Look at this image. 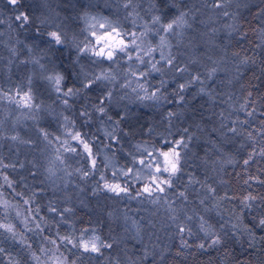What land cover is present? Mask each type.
Masks as SVG:
<instances>
[{
  "label": "snow or ice",
  "instance_id": "1",
  "mask_svg": "<svg viewBox=\"0 0 264 264\" xmlns=\"http://www.w3.org/2000/svg\"><path fill=\"white\" fill-rule=\"evenodd\" d=\"M232 2L233 0H205V6L215 16L227 17L232 21L223 26L230 34L232 32L243 34L236 23V15L228 11ZM7 4L15 9L14 15L9 17V20L15 23L17 29L28 30L34 32L38 37L45 36L47 38V50L41 51L39 54L34 52V47L25 45L31 57L22 63H31L37 67L42 78L56 93L57 99L67 108L72 107L70 101L73 99L86 97L93 88L102 85L105 89L104 93L97 97L94 103L87 106L82 105L78 111V116L81 118L82 125L90 124L93 114H96L98 117L104 118L101 120V124L106 120L114 126L112 131L101 129L104 131V139L112 142L108 144L104 143V140L98 135L94 136L81 131L76 127L75 121L70 120L69 117H64L65 130L63 135L66 139L61 140L59 136L54 137L60 147L53 148L54 157L49 161V166L45 168L49 178L56 177L58 172H63L64 177L76 174L82 180L94 179L99 174V179L96 180L92 189L93 195L104 192L110 193L116 198L127 197L135 200L144 197L152 204L163 202L169 212V219L176 225L181 247L191 246L185 237L193 235L192 228L187 223L193 219V216L188 215V209L184 205L189 202V189L196 191L198 186L200 191L197 193V198L198 204L201 206L206 205V201H212L213 207L219 209L221 202L238 201V204L234 205L231 210V216L225 223L221 224L219 231L203 216L195 214L199 220L198 229L203 233L204 239V242L199 243L198 247L204 249L206 245L211 247L221 245L225 242L228 231L246 236L250 246L256 244L255 230L257 228L264 230V195L245 191L243 195L235 196L225 191L224 195L220 196L217 187L213 186L217 181L214 180L213 183H209L208 180L211 177L201 181L194 174L186 173L185 167L191 151L190 145L197 139L196 133L187 127L183 128L181 134L174 139L161 136L159 145H153L151 149L137 145L136 150L140 153V157L130 153V166H122L111 171V179L104 174L109 168L107 163L102 164L103 170L97 167V158L101 153L99 145L103 144V147L109 150L114 145H119L120 138L116 133L124 117L114 119L108 114V105L114 100V90H122L123 94L119 97L121 100L134 94L136 101L171 102L167 94L168 81L164 79V76L172 74L173 79L179 78V81H182L176 83L172 93V98L178 103L185 102L186 93L194 85H199L198 94L206 95L213 103L218 99L220 94L209 87V82L214 80L218 72L223 71L220 66L223 60H214L211 55H208L207 60L210 63L202 65L203 71L192 70L190 65L201 63L199 59L190 58L184 62L172 51L174 47L184 44L185 31L192 28L191 21L194 16L191 10H178V14L167 22H163L160 15H155L150 18V23L145 21L137 25L139 13L136 0H122L121 7L125 10V19L131 18L132 29H125L119 21H113L107 17L90 16L85 12L82 19H84L87 27L81 30L80 35H83L81 39L80 35L70 33L69 30L60 24H55L49 18L34 17L24 10V0H7ZM88 7H92V5L89 4ZM37 22L40 26L45 27L37 26ZM5 23V20L0 19V24ZM49 24H52V30L47 27ZM8 26L11 27L12 25L9 24ZM136 28L139 30H133ZM217 31L218 29L213 28L210 32L201 35L208 37V42L220 48L221 46L215 45L212 39ZM260 32L264 35V29H261ZM150 38H156L158 42L153 45ZM173 39L176 40L175 45L172 43ZM258 47L264 48V39ZM53 49L60 56H63L61 49L75 50V57L70 64V68L74 72L71 84L68 83L69 75L60 70L53 60L48 59L47 63H42L47 57L48 51ZM9 50L13 57L18 55L16 48L11 47ZM221 52L225 56L227 55L226 49L221 48ZM157 53H159L158 58ZM231 59L236 66L237 73H239L240 66L256 63L252 56L242 55L239 51L231 53ZM121 63H123V67H121ZM103 64H108V68L101 69L99 72L92 67L93 65L100 67ZM153 74H159L161 77L158 85L151 83ZM0 101H7L20 109H27L29 113L38 112L42 106V102L38 101L33 91L31 76L26 82H22L14 88L7 90L0 88ZM256 103L255 99L252 98V93L249 92L243 98V103L235 109L236 112H243L246 118L240 119L239 116H236L233 119L232 112L227 115L221 112L219 127L212 129V132L219 134L222 142L239 137L242 140L239 145L240 149H250L247 151V158L242 160L245 170L257 158L264 159V120H260L256 126H253L252 123L257 115ZM89 107L92 109L91 112L88 111ZM177 116L178 113L176 112H167L165 119L168 121L169 127L172 125L173 118ZM196 127L202 131L200 125ZM148 131L153 132L154 130L149 128ZM41 135L49 146L53 144V140L49 139L47 132L41 130ZM171 135L170 132L169 136ZM10 139L24 144L31 143L20 139L18 135H13ZM209 143L212 150L220 153L221 156L224 155L222 148L217 143L214 141H209ZM210 155V152L206 153V157L203 158L205 165L208 164ZM78 157L84 158L87 167H77L74 172L68 171L67 159ZM219 163H221L220 160L213 161V164ZM227 163H239V161L229 157ZM9 168L15 169V165L4 163L3 159H0V177L3 180L0 187H6L15 196L21 197L23 194L15 192L14 181L6 174V170ZM185 176L187 177L186 183H184ZM250 181H256L264 186V180H260L256 176H249L243 180V183L250 187ZM218 183L223 185L226 181L220 179ZM180 185H183V190H180ZM132 192H135V195H130ZM36 195L37 193L33 192L29 198L23 200V203L28 206L27 211L34 214L25 217L21 232H17L15 227L7 222V216H5L4 222H0V236L18 242L25 249L32 248L29 240L30 233L42 238V246L38 247L36 251H29L28 253L31 264H76V260L85 254L103 256V250L113 248L115 241L109 242L103 239L93 227L82 228L79 230V234H76L75 230L71 228L66 235H60L59 231L53 233L49 224L44 221L43 217L39 216V207L32 208L31 206ZM177 201L181 203L177 204ZM8 207L7 200L0 205V208L3 209ZM48 211L53 214V220L60 224L67 223L65 214L72 210L69 208L60 209L50 203ZM247 212L253 213L252 220L254 223L251 226L242 223ZM181 216H183L184 222H181ZM221 218L223 219V217ZM46 230L49 233L47 235L45 234ZM259 239L264 240V236L259 237ZM65 253L74 258L69 260V256ZM4 255H6V250L0 247V256ZM153 255L152 251L145 250L142 259L146 260ZM126 260L128 264H136L131 258H126ZM8 264H19V261H15L9 256ZM114 264H119V260H116Z\"/></svg>",
  "mask_w": 264,
  "mask_h": 264
},
{
  "label": "rangeland",
  "instance_id": "2",
  "mask_svg": "<svg viewBox=\"0 0 264 264\" xmlns=\"http://www.w3.org/2000/svg\"><path fill=\"white\" fill-rule=\"evenodd\" d=\"M157 1L158 0H136L138 4L137 11L139 13L137 25L145 21L150 23V18L155 15H160L162 21L167 22L178 14V10H191L194 16V19L191 21L192 28L185 31L184 44L179 47H174L172 51L184 62H187L190 58L199 59L201 63L190 65L192 70L199 69L203 71L202 65H208L210 63L207 60L208 55H211L214 60H223V63L220 65L223 71L218 72L217 76L214 78L213 87H211L213 81L209 82V87L214 89L216 88V84H221L224 80H226L225 83L227 86L216 90L220 95L215 102V108L213 107L214 103L207 100L208 111H203L200 117V119H202L200 123L194 120V124L187 128L195 132L197 137L190 145L191 151L189 155L196 152L194 150L197 144L201 145L202 151H205L203 154L204 158L206 157V153L210 152L211 155L208 157V164L205 165V163H203V171L207 173L205 178L211 177V179L208 180L209 183H213L214 180L217 181V183H214V187L226 188V183L223 185L218 183L220 179L225 181L222 170L226 164H231L227 163L228 158L231 156L227 153L223 143L225 145L230 144L229 146L239 145V138L235 137L232 140H223L222 142V138L219 134L212 132V129L219 127L221 112H224L225 115L232 112V118H234V110L241 104L238 99L239 96L235 93L237 86L235 84L237 80L236 66L233 62L227 63L226 57L223 58V56H221V48H224L226 45L224 41L230 34L223 26L232 21L227 17L215 16L214 13L205 6V0H187V3L184 2L185 0H178V2L177 0H167L164 7H159V5L155 3ZM260 2H264V0H233L228 11L234 13L236 18H238L241 12L248 10L251 5ZM121 3L122 0H24V10L31 13L34 17L49 18L51 21H54L55 24H60L66 30H69L70 33L80 35L81 30L87 27L84 19H82L85 12L90 16H96L98 18L107 17L110 20L119 21L125 29H132L133 25L131 23V18L125 19V10L121 7ZM89 4H91L92 7H88ZM262 9L260 30L264 29V4ZM14 13L15 9L8 6L7 0H0V19L6 21L5 24H0V88L4 90L14 88L16 85L26 82L28 77L31 76L33 91L38 101L42 102V106L38 112L29 113L27 109H20L14 104H9L7 101H0V159H3L4 163L15 165V169H7L6 174L14 181L15 192L23 194L21 197H17L10 189L0 187V205H2L5 200L9 203L7 209L0 208V222H4L5 216H7V222L11 223L17 232H21L25 217L34 214L27 211L28 206L23 203V200L29 198L31 194L35 192L37 195L31 206L32 208L39 207V216L43 217L44 221L49 224L53 233L59 231L60 235H66L71 228L75 230L76 234H79L80 229L87 228L80 225L77 226L74 208L79 205L87 210L89 209L94 215L92 219L93 222L88 227L96 229V222L98 221L100 224L98 220L99 215L103 216V214H105L107 216L105 218L108 219V223L111 222V224L106 223L105 226H112L113 228L115 239L118 241L119 250L121 251V256L119 258H130L134 256L137 259H142L145 250L152 251L153 253L165 250L170 243V239L177 235V229L176 225L169 219V212L163 202L160 204H152L145 200L144 197H139L135 200L127 197L116 198L113 197L112 194L104 192L93 195L92 189L96 180L99 179V174L94 179L89 178L87 180H82L76 174L70 177H64L63 172H58L56 177L49 178L45 168L49 166V161L54 157L53 148L60 147V144L54 140V137L59 136L61 140L66 139L63 135L65 130L64 117H69L70 120L75 121L76 127L83 132H85V129H90V124H81V118L78 116V111L81 107L78 110L73 107L74 99L70 101L72 107L67 108L57 99L56 93L51 90L47 82L42 78L40 70L31 63H22V61L29 60L31 57L25 45L34 47V52L39 54L41 51L47 50V38L45 36L38 37L34 32L28 30L17 29L15 23L9 20V17L13 16ZM9 24L12 26L9 27ZM37 26H40L39 22H37ZM40 27L43 28L45 26ZM47 27L49 30H52V24H49ZM213 28L218 29V31L214 34L212 39L215 45L221 46L220 48L208 42V37H203L201 35L205 32H210ZM133 30L138 31L139 28ZM80 38L82 39L83 35H80ZM261 38L264 39V35L261 34ZM150 39L153 45L158 42L156 38ZM17 41L23 43H18ZM172 43L175 45L176 40L173 39ZM11 47L17 49V56L13 57L11 55L9 50ZM60 51L63 52V56H60L55 49L48 51V55L42 63H47L48 59H51L60 70L64 71L70 69L73 77L74 72L70 68V64L75 57V50L61 49ZM156 55L158 58L159 53ZM61 61H63V63H61ZM49 67H51V65H49ZM92 67L95 68V71L99 72L101 69H107L108 64H103L100 67L93 65ZM121 67H123V63H121ZM155 76L157 79L153 84L158 85L161 77L159 74H153L151 79H155ZM164 79L168 81L167 94L171 95V97H169L170 101L178 103L172 98V93L175 90L176 83L182 81H178L179 78L173 79L172 74L164 76ZM170 79L173 82V89L169 87V84H171ZM229 81L231 82L229 83ZM198 89L199 85H194L188 90L183 106H188L190 103L198 101L199 98H202V103H204L203 100L206 95L198 94ZM92 91L99 92L101 96L105 89L101 85L93 88ZM122 94V90H114V100L108 105V110L114 109L115 111H120V116L132 115L135 112L134 110L141 105L146 106L152 104V106L157 107L158 105L163 106L169 104V102L156 103L153 101H136L134 100V94H131L127 99L121 100L119 97ZM233 94L237 96L236 100L232 99ZM223 99H228L229 107H225L221 104ZM208 103L212 104L211 106L213 109L209 108ZM218 104H220V106ZM200 108H203V106ZM177 113L182 118L188 117V115L186 116L187 111L182 108V106H180ZM108 114L113 116V112L108 111ZM33 116L35 118H32ZM177 119L178 116L174 118L172 123L177 121ZM178 120V122L182 121V119ZM228 122L230 123V121ZM197 125H200L202 131L197 129ZM113 127V124L106 120L101 125V129L106 131H112ZM171 127L167 129L168 132L172 130ZM182 129H180V132H177L176 136L181 134ZM41 130L47 132L49 134V139L53 140L51 146L42 138ZM13 135H18L20 139L30 141L31 143L24 144L19 141H13L10 139ZM216 138L221 139L219 144L221 143L220 147L222 148L223 156L212 150L211 144L209 143V141L216 142ZM103 140L104 143H108L107 139L103 138ZM137 145L149 147V149H151L154 144L146 141H139L135 145L134 151L128 153L120 152L121 156H117L114 150L112 151V149L109 150L104 148L103 144H100L101 153L97 158V167L102 169V164L107 163L109 168L104 174L111 179V171L122 166H130V153L138 158L140 157V153L136 150ZM124 159H127L128 162L125 163L121 161ZM214 160H220L221 163L213 164ZM21 165H23V167H21ZM67 165L69 166L68 171L74 172L77 167H87V162L83 157L75 159L68 158ZM213 168H215V171H213ZM186 173L192 172L187 171ZM61 177H63V179H61ZM186 182L187 177L185 176L184 183ZM0 184H3L2 177H0ZM137 187H139V185H137ZM179 188L183 190V185H180ZM199 191L197 186L195 192L198 193ZM191 192L194 191L190 188L188 193ZM130 195H135V192L130 193ZM196 200L198 201L197 197H189V202L184 205V207L188 209V215L193 216V219L187 222L192 228V232L199 231V220L196 218L195 214L203 216L205 220L209 221L212 225L211 213L214 212L215 214H219L218 211L216 213L215 209L209 205H207L206 208L205 206L200 205L201 207L199 208L197 204L194 205ZM207 202L208 201H206V203ZM50 203L60 209L69 208L72 210L70 213L65 214L67 223L57 224L56 221L53 220V214L48 211ZM176 203L180 204L181 202L177 201ZM181 222H184L183 216H181ZM45 234H49L47 230ZM105 239L109 240L110 236L107 235ZM29 240L32 244V248L25 249L23 247L27 255L29 251H36L38 247L42 246V238L34 233L29 234ZM65 255L69 256V260L74 258L68 253H65ZM148 258L150 259L151 256ZM131 260L133 261L134 258H131ZM76 264H82L80 258L76 260Z\"/></svg>",
  "mask_w": 264,
  "mask_h": 264
},
{
  "label": "trees",
  "instance_id": "3",
  "mask_svg": "<svg viewBox=\"0 0 264 264\" xmlns=\"http://www.w3.org/2000/svg\"><path fill=\"white\" fill-rule=\"evenodd\" d=\"M184 2L187 3L188 1L185 0ZM155 3H157L159 7H164L167 2H165V0H158ZM263 4L264 2L255 3L251 5L248 10L240 13L238 18H236V23L238 27L241 28L243 34L236 32L229 34L227 36L228 39L226 38L224 41L226 45L223 48L226 49L227 55L225 56L221 52V56H223V58L226 57L227 63L232 62L231 53L237 51L241 52L242 55L247 54L248 56H252L256 61L255 64L240 66L239 73L236 72L237 80L235 81V84L237 85L235 93L239 96L238 99L240 103H243V98L246 97L249 92L252 93V98L257 102V115L256 119L252 122L253 126H256L260 120H264V115H261V113H264V48L258 47L262 41L260 32L262 21L260 18ZM64 71L66 75H69L68 83L71 84L73 78L71 70L68 69ZM156 79V76L155 79L152 78L151 83H155ZM225 81L226 80L221 82V84H216V88H214L215 91L220 88L222 89V87H226L227 84ZM170 83L169 87L173 89V82L171 79ZM213 85L214 81L212 82L211 87H213ZM216 92L219 93L218 91ZM99 94V92L91 90L86 97L82 96L74 99L73 107L78 110L82 105L87 106L94 103L96 98L100 96ZM237 96L233 94L232 99L236 100ZM169 97H171V95H169ZM204 97V103H202V98H199L198 101L192 102L188 106H183V103L178 104L176 102H169L167 105H158L157 107L152 106V104L146 106L141 105L134 110L135 112L132 115L127 116H120L121 112L117 110L115 111L113 108V110H108L109 112H113L114 119L124 117L121 120V124L116 133L120 138L119 145H114L111 148L112 151L114 150V153L117 156H121L120 152L128 153L134 151L135 145L139 141H146L154 145H159L160 137L163 135L164 137L168 136V138L171 139L176 138L177 132H180V129L182 128L191 127V125L194 124V120L197 123H200V120H202L200 119L201 114L205 110L208 111L207 100L209 101V98L207 96ZM208 104L209 108H215V103L213 104V107L211 106L212 104ZM221 104L225 107H229L228 99H223ZM218 105L220 106V104ZM180 106L187 111L186 116L188 115V117L182 118L178 115V119H182V121L178 122L179 120L177 119V121L172 123V130L170 131L172 135L169 136L170 132H168L167 129L170 127L165 117L169 111L177 113ZM201 106H203V108H200ZM88 111L91 112L92 109L89 107ZM118 113L119 116H117ZM236 116H239L240 119L246 118L243 112H236L234 110L233 117L235 118ZM102 119L104 118L93 114L90 129H85V132L94 136L98 135L103 139L104 131H101ZM172 121H174V118ZM149 128H152L154 131L149 132ZM216 139L217 141L215 143L220 146L221 143L219 144V142L221 139ZM238 142L239 145L242 143L241 138H239ZM111 143L112 142L108 140V144ZM223 145L232 159L239 161V163L226 164L223 168V178L225 179L227 186L226 188H217L220 196H223L225 191H228L235 196H241L245 191L264 195V186H261L256 181H250V187L243 183V180L247 179L249 176H256L259 177L260 180H264V159L257 158V160L250 164L247 170H245L242 160L247 158V151H250V149H240L239 145L229 146L230 144L225 145L224 143ZM194 151L196 152L188 157L185 172L191 171L198 179L205 180L207 174L203 171V154L205 151H202L201 145L198 144ZM121 161H124L125 163L128 162L127 159ZM188 194L189 197H197V192L195 191ZM195 204H197L199 208L201 207L197 200L194 205ZM237 204L238 201L236 200H233L231 203L224 201L221 202L219 209L213 207L212 201H208L206 205H204L205 208L207 205L213 207L216 213L218 211V213L221 214L219 215L212 212L210 215L211 222L215 225L217 231L220 230L221 224L229 219L231 216V210L234 205ZM74 210L77 226L88 227L93 222L92 219L94 218V215L89 209L87 210L77 205ZM237 211H239V209H237ZM252 216V212H247L243 217L242 223L251 226L254 223ZM105 217H107L105 214H103V216L99 215L98 217L100 224L98 221L96 222L97 234L103 239L109 235L110 239L107 240L109 242L115 241L113 248L103 250V256L86 254L83 257H80L82 264H114L116 260H119V264H128L126 258H119L121 256V251L119 250L118 241L115 239L112 226H105L106 223H108V219ZM221 217H223V219ZM108 224H111V222ZM225 231L228 230L225 229ZM255 231L257 241L254 246H250L246 236L239 235L238 233L233 234L231 231H228V235L225 237V242L221 245L215 247L206 245L204 249H200L198 244L204 242L203 234L196 231L193 232L192 236L185 237L189 245H191L190 247H181L180 237L176 235L170 239V243L165 250L154 252V255L151 256L150 259H137L134 256H131L130 258H134L133 261H135L136 264H264V240L259 239V237L264 236V230L257 228ZM0 241H2L0 247H3L6 250V255L0 256V264H8L9 256H11L13 260L19 261V264H31L30 257L25 253V250L18 242L8 239L5 236H0ZM161 256L163 257L162 259Z\"/></svg>",
  "mask_w": 264,
  "mask_h": 264
}]
</instances>
